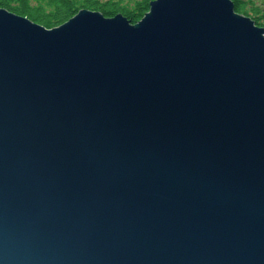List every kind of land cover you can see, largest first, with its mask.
<instances>
[{
  "label": "water",
  "instance_id": "95a60500",
  "mask_svg": "<svg viewBox=\"0 0 264 264\" xmlns=\"http://www.w3.org/2000/svg\"><path fill=\"white\" fill-rule=\"evenodd\" d=\"M0 264H264V26L0 7Z\"/></svg>",
  "mask_w": 264,
  "mask_h": 264
},
{
  "label": "trees",
  "instance_id": "16d2710c",
  "mask_svg": "<svg viewBox=\"0 0 264 264\" xmlns=\"http://www.w3.org/2000/svg\"><path fill=\"white\" fill-rule=\"evenodd\" d=\"M152 0H0V7L28 17L47 28L66 22L80 9L97 10L105 16L123 14L131 23L138 22L149 10ZM236 12L264 26V7L253 0H232Z\"/></svg>",
  "mask_w": 264,
  "mask_h": 264
},
{
  "label": "rangeland",
  "instance_id": "374dc122",
  "mask_svg": "<svg viewBox=\"0 0 264 264\" xmlns=\"http://www.w3.org/2000/svg\"><path fill=\"white\" fill-rule=\"evenodd\" d=\"M253 2L259 7H264V0H253Z\"/></svg>",
  "mask_w": 264,
  "mask_h": 264
}]
</instances>
